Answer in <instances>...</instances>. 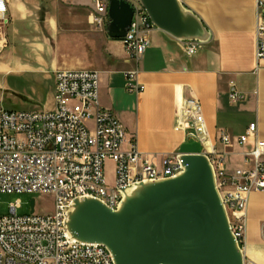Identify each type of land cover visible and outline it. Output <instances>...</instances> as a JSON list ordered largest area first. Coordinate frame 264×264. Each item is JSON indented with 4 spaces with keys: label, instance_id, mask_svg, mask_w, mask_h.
I'll return each mask as SVG.
<instances>
[{
    "label": "built area",
    "instance_id": "built-area-1",
    "mask_svg": "<svg viewBox=\"0 0 264 264\" xmlns=\"http://www.w3.org/2000/svg\"><path fill=\"white\" fill-rule=\"evenodd\" d=\"M96 13L91 23L98 29L110 24V0H93ZM257 59H264V0H257ZM134 17L122 44L128 57L138 65L150 48L148 34L155 29L146 10L134 1ZM8 2L0 0V56L7 48L5 27ZM188 56L195 55L198 42H185ZM138 71L126 73L127 89L141 93ZM55 108L50 111L9 112L0 110V194L52 195L51 213H37V201L31 214L19 216L21 201L11 204L10 215L0 216V264H105L99 244L72 241L67 220L73 202L92 198L116 211L123 192L145 182L173 179L183 171L180 154L158 157L140 151L136 138L128 137L125 126L100 105V75L96 71L61 70L55 74ZM244 99L235 87L230 100ZM192 116L200 117L193 125ZM189 131V138L200 143L203 153L218 158L214 167L220 177L217 188L229 215L231 229L239 244L246 242L247 209L250 195L264 193V141L259 140L256 124L238 139L245 147V166L230 171L225 157L216 150L206 151L208 133L203 109L193 99L185 102L178 127ZM221 141L232 139L222 134ZM115 165L114 180L106 176V162ZM34 210V212H32ZM108 256H114L108 250Z\"/></svg>",
    "mask_w": 264,
    "mask_h": 264
},
{
    "label": "crops",
    "instance_id": "crops-1",
    "mask_svg": "<svg viewBox=\"0 0 264 264\" xmlns=\"http://www.w3.org/2000/svg\"><path fill=\"white\" fill-rule=\"evenodd\" d=\"M197 16L210 39L195 55L184 43L158 29L148 34L150 48L139 65L131 60L121 39L109 36L106 24L91 23L93 0H7L5 27L7 51L0 59V73L18 69L38 76L44 83L50 107L55 108V74L61 70L96 71L100 75V105L125 126L147 155L162 157L179 152L192 141L179 129L186 100L203 109L208 133L206 151L225 157L228 170L245 166L238 139L256 124L264 141V59H257V0H181ZM138 71L141 93L127 89L126 73ZM235 87L244 99L230 100ZM194 125V116H192ZM222 134L232 139L221 141ZM203 145V149H204ZM264 193L255 192L248 204L247 236L254 264H264L261 232Z\"/></svg>",
    "mask_w": 264,
    "mask_h": 264
},
{
    "label": "water",
    "instance_id": "water-1",
    "mask_svg": "<svg viewBox=\"0 0 264 264\" xmlns=\"http://www.w3.org/2000/svg\"><path fill=\"white\" fill-rule=\"evenodd\" d=\"M134 1L156 29L176 40L209 41L201 20L181 0ZM108 16L109 36L126 37L134 17L131 3L110 0ZM178 153L183 165L179 175L127 189L116 211L96 199L75 200L67 220L71 240L105 246L116 264H246L210 158L195 140Z\"/></svg>",
    "mask_w": 264,
    "mask_h": 264
},
{
    "label": "rangeland",
    "instance_id": "rangeland-1",
    "mask_svg": "<svg viewBox=\"0 0 264 264\" xmlns=\"http://www.w3.org/2000/svg\"><path fill=\"white\" fill-rule=\"evenodd\" d=\"M7 49L8 47L4 53ZM13 70L9 74L0 73V110L9 112H34L40 111L45 106L50 107L51 103L48 100L45 85L39 81V77L16 68ZM105 169L107 178L110 182H113L115 172L114 163L111 161L106 162ZM32 200L37 201V213H51L54 209V197L52 195L0 194V216L10 215L9 208L11 204L17 201H21L22 203L18 215L27 216L31 214L30 202ZM261 239L264 246V223L262 224ZM241 248L246 264H254L253 262L255 260L251 256L252 250L248 243L247 235L246 242Z\"/></svg>",
    "mask_w": 264,
    "mask_h": 264
},
{
    "label": "bare ground",
    "instance_id": "bare-ground-1",
    "mask_svg": "<svg viewBox=\"0 0 264 264\" xmlns=\"http://www.w3.org/2000/svg\"><path fill=\"white\" fill-rule=\"evenodd\" d=\"M127 1H129L131 3L132 7H134V0H127ZM194 125H200V117L199 116H194ZM211 163H212L213 167H218V158H211ZM216 182H217V185H220V177H216ZM259 193H262V192H259ZM251 195H250V197H251ZM247 221H248V209H247ZM100 255H101V261H105V264H116L115 261H113L112 256H108V249L107 248H100Z\"/></svg>",
    "mask_w": 264,
    "mask_h": 264
}]
</instances>
